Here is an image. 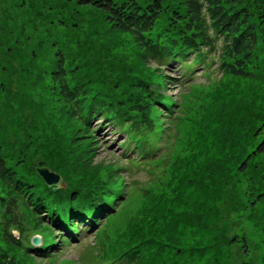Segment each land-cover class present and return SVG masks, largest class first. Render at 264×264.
<instances>
[{
	"label": "rangeland",
	"instance_id": "rangeland-1",
	"mask_svg": "<svg viewBox=\"0 0 264 264\" xmlns=\"http://www.w3.org/2000/svg\"><path fill=\"white\" fill-rule=\"evenodd\" d=\"M149 1L139 0L142 4ZM161 1L173 6L171 0ZM233 4L235 8L247 7L257 35L247 66L249 76L221 75L217 67L220 39L216 50L199 61L191 52L181 59L150 58L147 63L139 58L138 47L129 34L112 28L102 14L75 0H0V153L6 155V162L25 155L38 177L35 168L40 163L62 176V154L49 148L48 157L40 147L45 143L41 132L28 136L25 130L26 122L33 120V106H40L46 115L51 108L49 118L57 122L58 133L77 135L82 149L91 152L96 175H108L109 182L124 187L123 202L117 204L118 211L106 210V217L110 215L105 225L99 227L102 219L95 227H90L89 221L78 223V228L83 227L79 239L71 237L69 228H63V233L71 237V246L57 235L53 251L23 255L17 249H8L0 235L3 250L25 264H126L114 256L121 238L117 235L124 229L126 218L148 205L151 197L163 194L172 181L168 196L177 193L176 200L169 204L174 207L172 215L169 217L165 210L167 204L155 209V237L165 240L171 233L173 237L167 239L175 242L165 250L162 264H264V153L256 150L264 134V28L257 21V0H237ZM162 25L155 27L153 34ZM59 58L68 71V85L74 87L78 76L84 87L99 91L97 98L113 95L117 91L113 87H127L122 75L137 77L140 68L146 67L148 73L150 66L163 64V73L172 77L164 90L171 95L168 100H181L182 105L169 110L159 106L154 112L155 128L150 129V139L143 144L136 133H127L126 125L101 119L103 107L98 115H92V138L87 140L80 137L85 132L75 130V120L65 115L68 120L64 116L59 119V113L56 116L61 110L55 101L58 95L49 91V72L55 70ZM34 63H40V67H32ZM153 83L164 92L159 81ZM90 105L98 107L91 101ZM41 120L44 128L46 119ZM179 156L184 162L179 175H175L170 164ZM64 157L68 160L71 156ZM200 175L201 187L193 197L194 176ZM188 178H192L191 184ZM67 184L62 181L60 188ZM185 197H189L190 207L177 204ZM198 200L201 219L205 216L201 227L195 228V218L190 220L192 227L175 222L188 214L198 217L194 202ZM30 203L34 205L35 201ZM181 211L186 212L180 216ZM43 214L29 213V227L24 226L26 237L35 231L44 237L48 232L56 235L58 230L49 227ZM85 228L90 231L85 233Z\"/></svg>",
	"mask_w": 264,
	"mask_h": 264
},
{
	"label": "trees",
	"instance_id": "trees-1",
	"mask_svg": "<svg viewBox=\"0 0 264 264\" xmlns=\"http://www.w3.org/2000/svg\"><path fill=\"white\" fill-rule=\"evenodd\" d=\"M75 1L77 4L90 7L102 14L106 23L112 28L129 34L138 47L139 58L144 62L148 63L150 58L158 61L181 59L191 52L199 61L216 50L217 40L220 39L217 67L221 75L249 76L250 74L247 71V66L257 44V35L249 21L247 7H234L233 3L237 0H171L173 4L171 7L168 4H163L161 0H151L146 4L140 3L139 0ZM257 1L259 2L257 21L264 28V0ZM160 23L163 24V27L153 34L154 28ZM58 62L59 64L55 65V70L53 68L54 71L49 72V79L52 82L49 91L53 96L58 95V99L55 98V101L56 104H60L61 110V112H56V116L59 113V119L65 115L68 119L75 120L78 124V128L75 130L79 133L80 130L85 132L87 136L83 134L80 137H85L87 140H89L88 137L92 138L89 125L93 118L92 115H98L103 107L105 112L102 115L105 119H113L119 125H126L127 133H136L137 138H141V144H143L150 139V129L154 127L155 123V110L159 106H164L169 110L174 105L179 109L182 105L181 100L178 105L173 100H168L171 96L167 95L164 90L172 77L163 73V64L150 66L148 73L146 67H142L138 70L137 77L122 75L121 81L126 83L127 87L123 89L113 87L114 90H117L113 92V95L110 97L103 95L104 98H97L99 91H90V88L84 87L78 76L74 87L69 86L66 80L68 71L61 58ZM32 67L39 68L40 63H34ZM148 74L159 79H150ZM153 81H159L164 92L158 91ZM90 101L98 107L90 105ZM214 101L215 96L212 98V103ZM85 109L87 110L84 112ZM51 110L50 108L46 115L40 106H33L30 109L33 120L29 123L26 122L25 130L28 136H36L39 134L38 132H41L42 140L45 139V143H41L40 147L47 151L48 157H50L49 148L55 153L62 154L64 162L62 159L59 162L62 166L57 164L56 160L55 166L59 165L63 181L68 182L66 187L59 188L54 192L52 187H47L41 178L35 175L34 168L25 159V155H21L17 160L10 159L11 162H6V155L0 153V235L8 249H17L16 252L23 255H32L33 252L42 251L49 253L51 248L57 246V244H52L57 236L53 237L50 232L44 237L42 249L32 247L28 240L23 243V239L20 237L25 233H20V231H26L24 225L31 217L29 213L34 216H39L41 212L45 213L43 218L48 219L46 222L48 221L49 227L59 228V230H62L57 225L59 220L68 222L67 225L72 227L76 217H79L80 222L89 219L91 225L93 224L92 227H95L101 219L103 223L100 226L106 224L110 215L108 214L106 217L107 209L117 210V204L123 202L121 201L124 193L123 184L115 181L109 182L107 178L111 179V177L108 175H96L94 167L91 166L93 164L91 152L88 153L82 149L77 135L66 136L58 133L57 122L54 120L51 122L52 119L49 118ZM67 110L72 112L68 113ZM37 112H39L38 115ZM65 112L66 114H64ZM20 117H23L22 114ZM41 118L46 119L47 122L44 128L39 123V120L42 122ZM67 118L66 120H68ZM17 119L19 120V117ZM16 126L14 125V127ZM141 127L144 129L142 130ZM133 140L136 142L135 138ZM256 150L259 153H264V134L257 144ZM65 155L71 156L70 159L67 160ZM183 162L184 159H181V156L177 157L176 161L170 164L171 172L179 175ZM40 165L42 164L40 163ZM96 169L98 170V167ZM194 177L196 181L192 196L201 187V175ZM178 180L180 181L181 177ZM188 180L191 184L192 178H188ZM171 182L167 184L163 194L151 197L148 205L141 208L138 213L128 215L124 229L117 235L118 238L119 236L121 238L118 240V247L114 248L116 258L126 264L163 263L165 250L175 242L167 239L173 237L171 233L166 234L165 240L155 237L156 223L158 222L155 217V209L167 204L165 210L169 211V217L170 214L172 215L174 207H169V204L171 200H176L177 193L175 196L173 194L168 196V186ZM174 185L171 187L173 188ZM5 188H8V191L5 192ZM174 191L175 189H173ZM2 194L5 196L2 197ZM188 198H180L177 200V204L190 207ZM33 200L35 201L34 205L30 203ZM194 202L198 217L188 214L182 216V220H175V222L182 226L192 227L194 224L190 220L197 219L195 228L201 227L205 216L201 219V209H199L201 202L198 203L199 200ZM184 213L181 211L179 215ZM10 226H14L18 230V237L9 230ZM59 234L63 236V242L69 240L67 235ZM3 249L0 247V264H25L23 259L15 258L14 255Z\"/></svg>",
	"mask_w": 264,
	"mask_h": 264
},
{
	"label": "water",
	"instance_id": "water-1",
	"mask_svg": "<svg viewBox=\"0 0 264 264\" xmlns=\"http://www.w3.org/2000/svg\"><path fill=\"white\" fill-rule=\"evenodd\" d=\"M35 170L38 175H40V177L44 180L45 184H47L48 187H52V189L54 190L61 187L60 185L63 179L58 172L51 170L45 165L37 166ZM32 242L34 244H39L40 239L37 236H33Z\"/></svg>",
	"mask_w": 264,
	"mask_h": 264
}]
</instances>
